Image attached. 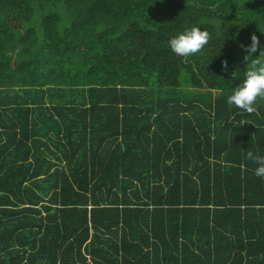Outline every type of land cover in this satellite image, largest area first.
Returning a JSON list of instances; mask_svg holds the SVG:
<instances>
[{
    "label": "trees",
    "instance_id": "trees-1",
    "mask_svg": "<svg viewBox=\"0 0 264 264\" xmlns=\"http://www.w3.org/2000/svg\"><path fill=\"white\" fill-rule=\"evenodd\" d=\"M253 34L264 0H0V264H264Z\"/></svg>",
    "mask_w": 264,
    "mask_h": 264
},
{
    "label": "clouds",
    "instance_id": "clouds-1",
    "mask_svg": "<svg viewBox=\"0 0 264 264\" xmlns=\"http://www.w3.org/2000/svg\"><path fill=\"white\" fill-rule=\"evenodd\" d=\"M208 40L209 33L206 29L191 26L171 36L167 43L172 53L187 57L199 52ZM250 41L248 45H240L245 51L242 62L247 67L239 83L227 96L226 103L247 112H254L258 98H264V55L260 51L256 55L258 48L261 50L264 46L260 45L255 34L251 35ZM224 64L226 66V62ZM245 158L256 164L254 174L264 178V155L249 151Z\"/></svg>",
    "mask_w": 264,
    "mask_h": 264
},
{
    "label": "rangeland",
    "instance_id": "rangeland-1",
    "mask_svg": "<svg viewBox=\"0 0 264 264\" xmlns=\"http://www.w3.org/2000/svg\"><path fill=\"white\" fill-rule=\"evenodd\" d=\"M193 94H195L194 91H189V90L184 89V90H181V93L179 95L180 96L181 95L191 96ZM217 94H218L217 92H211L208 94L207 97L212 99V98H215L217 96ZM256 108L264 110V98H258L257 103H256Z\"/></svg>",
    "mask_w": 264,
    "mask_h": 264
}]
</instances>
